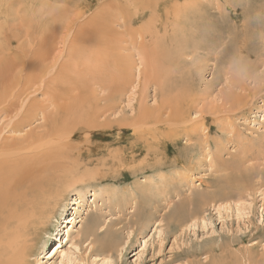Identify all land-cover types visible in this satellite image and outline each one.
Returning <instances> with one entry per match:
<instances>
[{
  "label": "rangeland",
  "instance_id": "374dc122",
  "mask_svg": "<svg viewBox=\"0 0 264 264\" xmlns=\"http://www.w3.org/2000/svg\"><path fill=\"white\" fill-rule=\"evenodd\" d=\"M28 2L0 0V84L18 73L14 55L32 59L35 74L45 73L25 107L38 114L17 135L4 129L1 142L55 124L69 137H48L32 157L37 179L61 166L52 144L105 173L66 183L31 264H264V0ZM178 91L194 93L188 120L200 119V109L210 114L194 124L209 139L177 160L188 144L181 138L176 149L162 148V165L148 166L144 137L116 121L162 108L153 116L164 121ZM8 119L1 114L0 127ZM199 194L206 198L194 203ZM181 202L180 219L173 212ZM92 220L96 232L87 234ZM109 233L116 242L103 248L97 241Z\"/></svg>",
  "mask_w": 264,
  "mask_h": 264
},
{
  "label": "bare ground",
  "instance_id": "6f19581e",
  "mask_svg": "<svg viewBox=\"0 0 264 264\" xmlns=\"http://www.w3.org/2000/svg\"><path fill=\"white\" fill-rule=\"evenodd\" d=\"M30 1H33V0H29V2ZM6 2H9V1H6ZM31 3H29V6ZM148 3L153 4L152 1ZM2 4H0L1 7L3 6ZM29 6L27 5L26 7H29ZM145 7L150 8L151 11H153V7L155 8L154 5H146V4H145ZM172 9L175 10V8H172ZM23 10H26V9H23ZM2 11L3 10H0L1 13L5 12V11L4 12ZM34 13L37 14L36 11ZM204 29H202V31L200 30L198 33L200 34L201 32L203 35ZM215 31H216L215 33L217 34V30ZM261 32L263 33V30ZM202 35H201V38H202ZM204 35H205V32H204ZM194 39L195 38H193L192 41ZM192 41L190 40L191 43ZM188 42L189 40L186 43ZM188 44L190 45V43ZM197 46H201V45H197ZM18 48L21 49L19 46ZM10 49H13V48L10 47ZM16 49L13 51H16ZM44 50L45 49L41 50L40 56H43L45 54ZM22 53L25 54V52H22ZM25 57L26 59L28 58V56H25ZM31 60L32 59H30V62L33 61ZM30 62H28L27 60H23L19 56L14 55V59L10 63L12 64L13 67H19L18 73L12 76L5 83L0 84V115L4 114V115H8L9 117L8 121L4 124V126L0 127V264H31L30 257L37 251L40 234L42 233L44 227L46 226V223L52 218V216L56 213V211L62 206V203L66 199V195L68 193L66 186L69 185L68 182L73 180L75 176L78 175L79 177L76 182L83 180V178L87 179L86 181L88 182L89 178L90 180L94 178L93 176H99L100 178L105 177V173L100 172L101 170L100 168L95 169L96 167L93 166L94 169L87 170L86 161L80 158L78 154H77L78 156L74 154L73 155L68 154V152L70 151V148L68 147L60 148L59 144H52L56 146L57 148H59V150H57V156L54 158H55V162L59 161L61 163V166L57 168V171L55 172L57 174H51V175L46 176V178H41V179L36 178L38 166H37V163L32 160V157L44 148V144H46L47 138L53 137L52 141H56L58 138L63 139L64 137L65 138H67V136L69 137V133L65 132V129H62L61 127L56 126L55 124H52L49 130L45 133L44 132L41 134L40 133H37V134L29 133L27 135L26 134L23 135L22 137L13 136L12 141H10L9 143L1 142L2 134H3L2 131L4 129H6V131L9 133H14L15 135H17L23 130L25 126L29 125L31 120H34L33 118H35L36 114H38L36 109L30 110L29 108H26L25 106H27V103H28L27 100L29 101V96H30L29 95L30 93L28 92V90L33 88L35 83L41 81L43 77L42 75L43 73H45V71H41V74L39 75L35 74V70L34 68H32V65ZM47 73H49V70H47ZM192 94L194 93H190L187 91H181V92L178 91L175 97V103H174V107L176 106L175 109L177 110L175 111L174 115L171 114V116L168 119H165L164 121L160 119V116H161L160 114H162L161 112L163 109L162 107H161L162 109H159L157 111L158 113H154L153 109H152V112L150 113H148L147 111H143L142 109L138 111V114H136V117L130 118V120L128 121H123L122 119L121 121H116L118 128L120 126L132 127L131 128L132 129L131 133H133L132 136L137 134L138 136H140V139H143L142 137H144L145 143H143L144 144L143 150H146V153H144V155L148 156L147 157L148 160L153 161L151 163H148L147 164L148 166L162 165V162H160L163 159L162 153L164 151H162V148L163 149H165L164 147H167V149L170 147L175 148L178 143L177 140L181 138H185L188 144H185L183 145L182 148L177 149L178 152L176 151V153L178 155L174 153L176 155L177 160L179 158L184 157L185 154L188 155L189 153H193V151L197 149L200 145L203 146L204 144L207 143L209 139V133H210L209 129H207L206 131L204 130L205 132H203V135H202L199 132L200 127L199 126L196 127L194 126V124H197L196 122L201 121V120L202 121L206 119L208 120V118H210L208 117L210 114L209 115L203 114V110L200 109L198 110V113H199L198 117L200 119L188 120L190 109L195 107L194 106L195 99L193 98ZM16 109H19L17 110L18 112L13 113V111H15ZM154 114H158L160 116L155 115L154 117L153 116ZM149 116L152 117L153 119L150 120L151 123L149 124V126H146L142 121L143 119ZM88 121L89 120L84 121L83 123H86ZM95 126H98V127L100 126V128L101 127L111 128L110 125H107L106 127L105 125L97 124V122L95 123ZM90 129L91 128H86L84 130H90ZM43 134L45 136H43ZM130 143H133V142H130ZM29 152H31L32 155H29ZM160 156H161V159H160ZM51 158L52 157H48L47 160H50ZM114 162L115 161L111 163L109 161L105 163V166L110 163V166L113 167V165H116L119 163V161H116V163ZM143 164H144V161L141 160L139 163H136V166L142 167ZM49 172H50V169H49ZM24 181H29L30 185L29 187L22 189V184L24 183ZM203 198H206V196L199 194V196H197V201H195L196 199L195 197L193 199V202L199 203L202 201ZM183 210H184V203L181 202L177 206V209L173 212V216L180 218V219L184 218ZM240 210L243 211L242 209ZM237 211H239V209H237ZM97 225H98V221L96 220L90 221V225L88 226L86 233L94 234L96 232ZM97 242L103 248H109V247H112L116 241L114 240L112 233L111 234L109 233L105 235L104 239L100 240L99 238Z\"/></svg>",
  "mask_w": 264,
  "mask_h": 264
}]
</instances>
